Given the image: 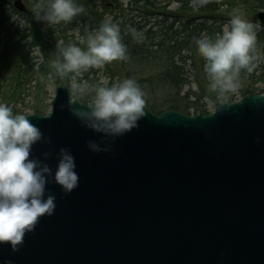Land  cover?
Instances as JSON below:
<instances>
[{
  "label": "water",
  "instance_id": "95a60500",
  "mask_svg": "<svg viewBox=\"0 0 264 264\" xmlns=\"http://www.w3.org/2000/svg\"><path fill=\"white\" fill-rule=\"evenodd\" d=\"M12 6L27 12L23 0ZM253 20L264 26V10ZM76 100L58 84L47 114L25 115L43 136L32 157L50 153L55 170L69 149L79 186L66 194L50 181L54 214L17 251L0 244V263L264 264V95L215 100L208 114L144 108L115 139L84 127ZM89 141L111 151L92 152Z\"/></svg>",
  "mask_w": 264,
  "mask_h": 264
},
{
  "label": "trees",
  "instance_id": "16d2710c",
  "mask_svg": "<svg viewBox=\"0 0 264 264\" xmlns=\"http://www.w3.org/2000/svg\"><path fill=\"white\" fill-rule=\"evenodd\" d=\"M24 1L26 13L15 10L11 0H0V103L14 113L45 112L49 85L67 84L75 75L56 74L53 62L59 58L61 47L75 44L86 49L87 36L106 19L119 26L129 58L105 65L106 84L96 76L99 69L79 72V80L86 84L85 94L78 97L74 92L72 96L84 103L91 101L96 86H112L114 81L128 78L137 82L144 98L154 95L151 104L145 103L154 113H207L206 98L234 101V95L211 88L205 61L194 43L204 35L215 38L234 12L256 25L260 53L250 68L239 73L236 91L240 97L264 94V26L253 21V15L264 10V0H208L198 8L192 7V0H128L138 12L134 17L123 14L118 0H76L83 11L71 22L58 24L36 19L48 0ZM171 3L177 7L171 8ZM75 28L78 40L70 34ZM133 28L142 36L139 42L130 33Z\"/></svg>",
  "mask_w": 264,
  "mask_h": 264
},
{
  "label": "clouds",
  "instance_id": "9594fccd",
  "mask_svg": "<svg viewBox=\"0 0 264 264\" xmlns=\"http://www.w3.org/2000/svg\"><path fill=\"white\" fill-rule=\"evenodd\" d=\"M207 2L192 0V7H202ZM82 11L76 0H48L46 9L38 12L36 19L45 24L68 23ZM130 33L137 42L142 39L134 28ZM194 43L205 61L211 88L220 94L234 92L241 70L250 68L260 56L256 25L238 12H234L215 38L204 35L195 38ZM128 58L119 26L106 19L87 36L86 49L75 44L62 46L53 67L58 76L64 77L102 69ZM73 89L78 97L85 94L82 84H74ZM92 91L90 103L81 104L78 98L70 106L84 127L115 139L139 126L145 115V99L135 80L124 79L112 86L100 84ZM42 139L41 131L27 116L14 113L7 104L0 103V244H8L13 251L18 250L25 235L34 231L42 217L54 214L56 197L46 194L50 181L66 194L79 186L75 157L69 149L59 150L55 170L46 163L50 153H43V159L32 157L33 146ZM88 148L95 153L111 151V145L105 141H89Z\"/></svg>",
  "mask_w": 264,
  "mask_h": 264
},
{
  "label": "rangeland",
  "instance_id": "374dc122",
  "mask_svg": "<svg viewBox=\"0 0 264 264\" xmlns=\"http://www.w3.org/2000/svg\"><path fill=\"white\" fill-rule=\"evenodd\" d=\"M25 2V1H24ZM118 6L120 7L121 10H123V14L126 16V17H134L138 14L137 11H135L132 6H130L128 4V0H118ZM111 7H114L113 5ZM170 7L171 8H175L177 7V4L176 3H171L170 4ZM110 19V18H109ZM139 19V18H137ZM22 22V21H21ZM70 34H72L74 37H75V40H78V30L77 28L75 29H72L70 31ZM103 69V68H102ZM102 69H99V71L96 73V76L104 83L106 84L108 82V78L106 77V74H104V71ZM97 70V69H96ZM79 77H80V74L79 73H76L75 75L72 76V78L69 80V82L67 84H63L65 86L68 87L69 91H70V94H71V97L74 98V96H72L74 94V89H73V85L76 84V83H79V84H82L85 86V89H86V84L85 82L82 80L80 81L79 80ZM115 84H119L120 81L116 80V82L114 81ZM57 85H54V84H51L49 85L48 87V91H49V94H50V98L46 101V106H45V112L44 113H41V114H46L48 113L50 110H51V100L54 96V93H55V88H56ZM72 91V92H71ZM229 94H232L235 96V100H238L240 98V96L238 95L237 91L235 90L234 92H229ZM89 95V94H88ZM92 97L91 96V100H92ZM147 98H144L145 99V103H150L151 104V101H153L154 99V95H148L146 96ZM217 100L219 101H222V102H227L226 99H222L221 97H217L216 98ZM213 99H209V98H206L204 99L203 102H205V109L207 110V113H210L213 111V108H214V104H213ZM91 101H86V103H90ZM145 108H147L145 106ZM149 110V109H148ZM29 113H31L30 111H27ZM27 113V114H29ZM154 113V112H153ZM190 114H193V113H190ZM0 264H6V263H0ZM8 264V263H7Z\"/></svg>",
  "mask_w": 264,
  "mask_h": 264
}]
</instances>
